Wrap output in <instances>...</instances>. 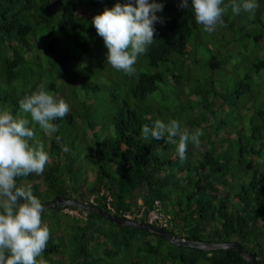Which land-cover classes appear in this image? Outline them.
<instances>
[{
    "label": "trees",
    "instance_id": "16d2710c",
    "mask_svg": "<svg viewBox=\"0 0 264 264\" xmlns=\"http://www.w3.org/2000/svg\"><path fill=\"white\" fill-rule=\"evenodd\" d=\"M118 3L135 6V0H0V112L28 119L50 157L41 175L17 178L18 185L31 187L43 206L65 197L92 200L116 216L142 209L140 218L134 216L141 223L160 208L172 216L165 231L174 237L237 242L243 252L264 258V96L253 85L257 77L264 79V57L252 54L253 63L231 92L236 99L250 95L247 105L252 104L248 128H238L239 119L232 124L237 150L213 141L229 124L215 113L232 102L214 85L221 67L214 52L230 51L244 39L263 42L264 0L256 1L259 7L246 21L250 28L245 33L244 25L238 28L241 35L231 33L225 16L221 31L219 25L212 33L199 29L191 0L188 8L180 7L181 0H156L163 10L156 13L160 22L154 24L153 42L130 74L106 62L103 38L91 23ZM201 81L210 85L212 99ZM40 83L69 105L68 114L53 121L58 131L52 136L19 108V100ZM168 89L185 99L174 111L163 102ZM157 119L200 129L199 146L189 141L180 161L166 137L144 139L142 126ZM87 168L93 170L91 183L84 176ZM41 220L50 232L42 254L48 264H125L129 258L130 264H253L230 249L175 247L74 207L48 209Z\"/></svg>",
    "mask_w": 264,
    "mask_h": 264
},
{
    "label": "clouds",
    "instance_id": "9594fccd",
    "mask_svg": "<svg viewBox=\"0 0 264 264\" xmlns=\"http://www.w3.org/2000/svg\"><path fill=\"white\" fill-rule=\"evenodd\" d=\"M188 6L189 0H181L180 7ZM258 7L255 0H230L228 4L224 0H191L195 22L208 33L214 32L217 25L223 26L222 17L229 8L235 14L244 11L254 15ZM162 10L163 4L156 0H135V6L118 3L93 17L91 23L97 35L103 38L106 62L112 68L129 74L134 71L138 55L145 53L153 42L154 24L160 22L156 13ZM19 108L30 114L31 121L49 136L58 131L53 121L64 118L69 112V105L46 90L44 83L23 96ZM28 125V119L14 117L9 111L0 112V264H48L42 256L50 237L49 228L41 220L44 206L33 195L31 187L17 183V178L33 173L41 175L50 159ZM141 131L144 139L151 137L159 141L166 137L168 143L176 145L180 161L186 159L189 141L199 146L203 135L200 129L190 131L176 120L165 124L157 119L151 127L143 125ZM55 139L59 142L61 138L56 136ZM63 151L67 153L69 149L64 147ZM128 215L133 216L122 217ZM143 223H147L146 220Z\"/></svg>",
    "mask_w": 264,
    "mask_h": 264
},
{
    "label": "rangeland",
    "instance_id": "374dc122",
    "mask_svg": "<svg viewBox=\"0 0 264 264\" xmlns=\"http://www.w3.org/2000/svg\"><path fill=\"white\" fill-rule=\"evenodd\" d=\"M257 0H255L256 2ZM240 15H242V18H240ZM224 16L226 17V20H228L230 23L232 22L233 28L231 30V33H238L241 35V33L238 31V28L242 25L245 26V30L243 33H245L248 28H250V25H246L247 19H250L252 17L251 13H246L244 11H241L239 14H235L233 12H225ZM225 26H218V30H222ZM199 29L203 30V26L199 25ZM196 32L199 33L198 29H195ZM242 33V34H243ZM238 36V35H237ZM196 36H193L191 40L193 41ZM263 42L260 45H256L255 42L251 39H244L239 44H235L231 46L232 50L225 51L223 48L219 47L216 52H214V55L218 58V60L221 61V67L220 70H218L215 74V83L214 85L217 88V91L221 90L224 95L229 94V99L232 101L231 103H225L223 105L224 111H219L215 113V117L217 120H221L220 117L222 116L223 120H228L229 124L226 125V129L224 130L222 134L219 136H216L213 141H215L219 145H227L230 150H237V141L230 136L231 132L236 130V127H233L232 124L237 123L238 119L243 122V125L238 128H248L249 126V119H250V110L249 107L252 106V104L247 105V98L250 96L248 94L240 96L239 99H236V97L231 95V92L234 90V85L236 81L240 80L243 74L248 70L249 66L253 63L251 59L253 56L257 55L261 58L264 57V36H263ZM230 47V45H229ZM200 53H204V51H200ZM205 54V53H204ZM253 54V56H252ZM210 57H208L204 62L207 66V60ZM205 65H198V67H203ZM109 70H106L105 72L109 74ZM75 85H78L76 83ZM255 87L258 85L260 87V90L262 92V95L264 96V79L257 77L255 79V83L253 84ZM202 90L208 92V97L212 99V90L210 89V85L207 84L204 81H201ZM252 95V94H251ZM163 102L169 105L170 110L174 111L175 107L179 106V104H182L184 102V98H176L175 92L171 89H168L164 95ZM90 102L87 104L86 107H89ZM100 126V125H99ZM101 130V127H99ZM99 132V131H98ZM97 132V133H98ZM216 133V131H215ZM89 135L92 136V132H89ZM226 137L225 140L223 138ZM228 157V155H226ZM223 157H221L222 159ZM225 160H228L227 158H224ZM93 170L90 168L86 169V172L84 176L87 178V180L91 183L93 180ZM139 204V202H137ZM70 214L69 210H66ZM73 216H78L77 213L73 212ZM151 239H154L152 237ZM173 246V245H172ZM125 264H130V258L125 261Z\"/></svg>",
    "mask_w": 264,
    "mask_h": 264
},
{
    "label": "water",
    "instance_id": "95a60500",
    "mask_svg": "<svg viewBox=\"0 0 264 264\" xmlns=\"http://www.w3.org/2000/svg\"><path fill=\"white\" fill-rule=\"evenodd\" d=\"M63 207H74L79 211H83L85 213H95L104 219L108 220L109 222L120 226V227H129L141 230L147 234L153 235L160 239H163L169 243H171L175 247L181 248H190L196 249L201 251H219V250H233L238 252L245 258L247 261L253 264H264V258H258L256 255L251 253L243 252V248L237 242H228V243H218V242H205V241H196V240H188L183 239L180 237H174L169 232L157 228L153 225L147 223L137 222L122 216H116L104 211L93 204L80 202L72 198H65V197H56L50 203L44 205V212L48 209H57ZM43 212V213H44Z\"/></svg>",
    "mask_w": 264,
    "mask_h": 264
},
{
    "label": "built area",
    "instance_id": "2783aa9c",
    "mask_svg": "<svg viewBox=\"0 0 264 264\" xmlns=\"http://www.w3.org/2000/svg\"><path fill=\"white\" fill-rule=\"evenodd\" d=\"M73 214V213H71ZM143 214V210H140V212L135 215V217H141ZM127 218H133L134 216H126ZM146 222L149 224L156 225L161 228H170L171 227V216L168 214H165L160 208H156L152 211H150L146 218Z\"/></svg>",
    "mask_w": 264,
    "mask_h": 264
}]
</instances>
